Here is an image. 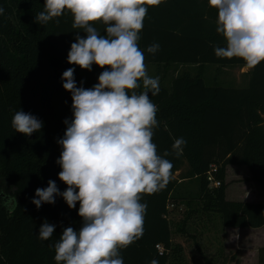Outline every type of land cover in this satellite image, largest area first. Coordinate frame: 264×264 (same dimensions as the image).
Here are the masks:
<instances>
[{
  "label": "trees",
  "instance_id": "trees-1",
  "mask_svg": "<svg viewBox=\"0 0 264 264\" xmlns=\"http://www.w3.org/2000/svg\"><path fill=\"white\" fill-rule=\"evenodd\" d=\"M0 7V264H56L53 245L63 229L81 225L79 202L69 209L58 196L37 210L31 199L49 180L61 192L68 187L58 179L61 169L55 163L61 153L57 140L66 130L63 121L72 116L61 75L74 67L77 86L83 82L87 89L107 66L93 65L89 72L67 63L78 31L70 12L40 25L34 18L44 10V0H0ZM217 18L208 0H167L149 6L143 21L138 46L144 63L163 73L160 92L149 93L158 109L152 142L158 155L168 153L164 158L173 168L163 190L142 195L147 204L144 234L121 250L123 264L152 259L169 264L170 257L181 254L172 243L168 205L189 195H179L182 183L196 185L201 212L219 215L224 229L264 228V203L227 200L225 182L228 167H243L264 192V61L250 68L246 89L215 80L207 86V66L215 67L213 76L219 78L220 69L247 65L241 58L215 55V48L226 46L216 32ZM95 26L103 31L99 22ZM153 43L160 45L154 55L146 52ZM135 91H143L142 86ZM19 110L43 121L40 132L29 137L15 132L12 118ZM181 137L187 143L177 155L172 145ZM212 167L219 188H209L206 180ZM45 220L56 228L49 240L40 241L36 234ZM257 264H264V248L258 250Z\"/></svg>",
  "mask_w": 264,
  "mask_h": 264
},
{
  "label": "clouds",
  "instance_id": "clouds-1",
  "mask_svg": "<svg viewBox=\"0 0 264 264\" xmlns=\"http://www.w3.org/2000/svg\"><path fill=\"white\" fill-rule=\"evenodd\" d=\"M166 2L44 0V10L34 18L43 25L70 12L72 28L78 31L67 63L89 72L93 65L107 66L87 89L83 82L77 86L74 67L61 75L62 88L71 95L72 116L63 121L66 130L57 140L61 153L55 163L61 169L58 179L68 187L61 192L49 180L31 199L37 210L42 204H54L58 196L69 209L79 202L81 225L78 230L63 229L53 245L56 264H123L121 250L144 234L147 204L141 202L142 195L159 192L170 182L173 164L164 158L167 152L157 154L152 142L158 109L149 93L160 92L159 77L148 75L144 51L138 46L149 6ZM208 4L217 10L216 32L226 40L225 47L214 49L215 55L241 58L249 68L264 61V0H208ZM159 50L160 45L153 43L146 52L154 55ZM141 86L143 91H135ZM12 127L29 137L40 132L43 121L19 110ZM186 143L183 137L175 140L172 148L177 155ZM55 228L45 220L37 239L49 240Z\"/></svg>",
  "mask_w": 264,
  "mask_h": 264
},
{
  "label": "rangeland",
  "instance_id": "rangeland-1",
  "mask_svg": "<svg viewBox=\"0 0 264 264\" xmlns=\"http://www.w3.org/2000/svg\"><path fill=\"white\" fill-rule=\"evenodd\" d=\"M145 66L148 75L151 77H159L160 81L163 76V73L159 71L160 69L150 64H145ZM207 67L208 69L205 74L207 86H213V80L218 82L224 80L225 82L235 83V68L228 67L220 69L219 78H217L213 76L216 73L215 67ZM238 169L240 170V177H234L233 174L232 182L234 184L244 182L242 174L246 173L248 175L245 168L239 167ZM174 178H178V174H175ZM232 182L229 184V189L232 193L236 191V194H238L239 186H235ZM179 191L181 192L179 194L181 196L189 195L181 201L173 199L168 205V220L172 235L174 237H181L184 235L189 236V234H195L197 232H205L208 233V239L199 240L205 243V245H200L204 248L199 250L195 243L196 240L185 237L177 238L179 241L186 243V250L181 254L170 257L171 261L169 264H257L258 250L264 246V235H262L264 234V228L262 230L241 229L246 231L247 235L243 234L240 243L238 241L236 243L235 240L233 241L229 236L224 234L225 229L222 227L219 215L201 213L202 206L197 199V187L194 183H182L179 186ZM229 230L231 229L229 228ZM254 235L260 237H253ZM172 259L175 260L172 261Z\"/></svg>",
  "mask_w": 264,
  "mask_h": 264
},
{
  "label": "crops",
  "instance_id": "crops-1",
  "mask_svg": "<svg viewBox=\"0 0 264 264\" xmlns=\"http://www.w3.org/2000/svg\"><path fill=\"white\" fill-rule=\"evenodd\" d=\"M235 68L236 72H235V83H231V82H226L227 84H229L230 86H233L236 89H246L249 83V72H250V68L246 65L243 67H232ZM222 82H225L224 80H221ZM264 119V116H263ZM240 170L238 168H234V167H228L227 171H226V177H225V182L226 184H230L231 181H233V174L234 177H240L239 174ZM245 173V172H244ZM244 177V182L241 183H235V186H239V193L236 194V191H234L233 193L230 191L229 189V185L226 189V199L229 201H243V202H259V203H264V192L253 182L250 181V177L249 175L242 174V178ZM240 181V180H239ZM232 193V194H231ZM233 198V199H231ZM237 198V199H235ZM202 213V212H201ZM203 214V213H202ZM263 228H260L259 230H262ZM246 231H243L241 229H231V230H226L225 229V235L229 236L230 239H232L233 241L235 240L236 243L238 241V243H240V240L243 236V234H246ZM247 235V234H246ZM264 235V234H262ZM208 233H203V232H197L195 234H189V236L184 235L181 237H174V235H172V243L173 245L181 248V253L185 252L186 250V243L183 241H179L180 238H190L192 240H196L195 243L198 247L199 250H202V248L200 245L203 244L205 245L204 242L199 241L200 239H208L207 238ZM257 235H254L253 237H255ZM260 236H257V238H259ZM179 238V239H177ZM246 239V238H245ZM199 241V242H198ZM248 242V240H247ZM252 243V242H251ZM264 248V246H263ZM261 249V248H260Z\"/></svg>",
  "mask_w": 264,
  "mask_h": 264
},
{
  "label": "built area",
  "instance_id": "built-area-1",
  "mask_svg": "<svg viewBox=\"0 0 264 264\" xmlns=\"http://www.w3.org/2000/svg\"><path fill=\"white\" fill-rule=\"evenodd\" d=\"M216 169L214 167H212V172H209L206 176V180L209 184V188H219L220 187V183L218 181L214 180L213 177V172H215ZM158 250L162 251V249L160 247H158Z\"/></svg>",
  "mask_w": 264,
  "mask_h": 264
}]
</instances>
